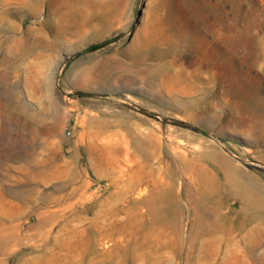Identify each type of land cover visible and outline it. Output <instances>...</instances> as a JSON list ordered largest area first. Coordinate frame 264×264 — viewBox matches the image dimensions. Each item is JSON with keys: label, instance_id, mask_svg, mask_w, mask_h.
Masks as SVG:
<instances>
[{"label": "rangeland", "instance_id": "1", "mask_svg": "<svg viewBox=\"0 0 264 264\" xmlns=\"http://www.w3.org/2000/svg\"><path fill=\"white\" fill-rule=\"evenodd\" d=\"M204 153L264 214V0H0V264H264L232 194L192 241Z\"/></svg>", "mask_w": 264, "mask_h": 264}, {"label": "bare ground", "instance_id": "2", "mask_svg": "<svg viewBox=\"0 0 264 264\" xmlns=\"http://www.w3.org/2000/svg\"><path fill=\"white\" fill-rule=\"evenodd\" d=\"M203 157L204 158L201 160V162L197 161L198 163H194L191 161V159L189 160L188 158H186L185 155L186 160L184 161L185 167L191 170L193 173V178L195 179L192 181L196 180V182L198 183V197L202 206V211L198 215L196 221L193 223L191 228L190 234L192 241H195L198 236L212 235L219 231L225 230V228L229 226V223L225 226V222H227V220L231 218L228 219L221 213L222 204L225 200L224 196L227 194H232L236 198V200L232 203V207H236V203L240 202L242 210H247L248 212L249 210L252 211V214L250 215V220L264 219V214L262 213V207L260 204V191L259 188L256 186V183L252 180H247L243 178L241 170L232 161L221 155L214 156L211 154L204 153ZM144 172L142 173L143 175L141 174V176L138 177L137 181H152L153 186L155 187L160 184L169 185L170 189L172 190V194L175 195L176 181H173L175 179H173V182L170 183V180L158 179L150 172ZM148 192L149 188L148 186H146L144 190L139 193V196L145 195ZM159 192H162V190L154 192L153 195H151L149 198H146V200L144 201L145 204L148 206L151 215L153 214L157 220L161 221L168 216L169 212L163 210L160 199L164 193L158 194ZM151 193L149 192L148 194ZM233 212L234 210L232 209L229 214L230 217L232 214L235 215ZM174 219L178 226L181 219V213L178 205L176 208ZM237 224L241 226L243 222H239ZM260 232L261 231L256 229L255 238L247 240L250 248L261 241L262 236ZM230 240L231 238L228 237L227 241ZM217 241L220 240L218 239ZM229 260L230 259L226 258V256L224 257V262H227Z\"/></svg>", "mask_w": 264, "mask_h": 264}, {"label": "built area", "instance_id": "3", "mask_svg": "<svg viewBox=\"0 0 264 264\" xmlns=\"http://www.w3.org/2000/svg\"><path fill=\"white\" fill-rule=\"evenodd\" d=\"M69 135L71 134V131L70 130H68V132H67Z\"/></svg>", "mask_w": 264, "mask_h": 264}, {"label": "trees", "instance_id": "4", "mask_svg": "<svg viewBox=\"0 0 264 264\" xmlns=\"http://www.w3.org/2000/svg\"><path fill=\"white\" fill-rule=\"evenodd\" d=\"M96 48V47H95Z\"/></svg>", "mask_w": 264, "mask_h": 264}]
</instances>
